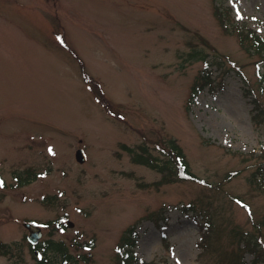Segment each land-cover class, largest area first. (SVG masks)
Returning a JSON list of instances; mask_svg holds the SVG:
<instances>
[{
  "label": "rangeland",
  "instance_id": "374dc122",
  "mask_svg": "<svg viewBox=\"0 0 264 264\" xmlns=\"http://www.w3.org/2000/svg\"><path fill=\"white\" fill-rule=\"evenodd\" d=\"M245 27L264 36V0H0V264H39L28 220L63 223L38 241L78 264H117L120 246L139 264H248L264 61ZM172 142L210 185L135 162Z\"/></svg>",
  "mask_w": 264,
  "mask_h": 264
},
{
  "label": "trees",
  "instance_id": "16d2710c",
  "mask_svg": "<svg viewBox=\"0 0 264 264\" xmlns=\"http://www.w3.org/2000/svg\"><path fill=\"white\" fill-rule=\"evenodd\" d=\"M239 34L241 36L242 41L248 42L250 47L249 50L252 53H256L259 57V59L264 61V36L258 35L254 30L251 28L245 27L244 29L239 28ZM65 45V44H64ZM239 69L235 67V70ZM238 76L240 77L241 80H245V75L244 73H238ZM256 77H257V91H263L264 90V71H260V68L258 67L257 72H256ZM85 82L87 83L88 87L93 91V87L91 82H93L92 77H88L85 79ZM96 81V80H95ZM94 81V82H95ZM97 83V81H96ZM246 88H248L249 93H251V96L254 97L256 90L251 86L247 81H246ZM254 100V99H253ZM255 101V100H254ZM258 101V100H257ZM104 103V102H103ZM254 111H253V117H257L261 114H264V104L261 102H255L254 103ZM263 116V115H262ZM262 119L264 118L261 117ZM264 120V119H263ZM142 152H144V155L147 153L143 148H140ZM139 152V153H142ZM261 155H264L262 151H260ZM138 153V154H139ZM163 157L158 159V157L147 155V157L143 156H134V160L137 163L147 165L151 168L158 169L159 172H161V179L163 182L170 183L174 181L176 176L181 179H193L197 180L205 185H210L205 179L197 177L195 174H193L187 163L185 162L184 155L179 148L178 145L175 143H171L169 148L167 147L166 149H163L162 151ZM263 162L260 161L258 163V167L255 168V171L253 175L255 176V182H257L262 191H264V173L262 172V169L260 166H262ZM54 221L53 224L50 225L52 228L53 226L56 227L58 225ZM255 226V227H254ZM253 227L255 228V234H252L250 232L244 233L241 238L238 239V241H242V250L247 251L248 253L252 254L253 257L251 259L252 263L258 262L259 260H264V217L261 218L260 220L258 219L253 223ZM47 244L50 245L51 249L53 248L54 251H56L58 254L60 253V256L62 258L63 264H78L76 263L77 260L74 259L73 255L71 252H69L66 247L63 245V243H55L52 241H49ZM46 251H43V257L41 259V263L44 264H56V262L49 261L48 258L46 257ZM40 263V264H41ZM238 264H247L245 261L242 260V256H239Z\"/></svg>",
  "mask_w": 264,
  "mask_h": 264
},
{
  "label": "water",
  "instance_id": "95a60500",
  "mask_svg": "<svg viewBox=\"0 0 264 264\" xmlns=\"http://www.w3.org/2000/svg\"><path fill=\"white\" fill-rule=\"evenodd\" d=\"M77 153H79L81 155V157H79V159H78ZM75 156L78 159V161L82 160L84 158V153H83L82 149H78L76 151ZM25 225L29 228V232H30L28 235V238L31 241H35L40 235L39 228L36 225L30 224V223H25Z\"/></svg>",
  "mask_w": 264,
  "mask_h": 264
},
{
  "label": "snow or ice",
  "instance_id": "6c2138e0",
  "mask_svg": "<svg viewBox=\"0 0 264 264\" xmlns=\"http://www.w3.org/2000/svg\"><path fill=\"white\" fill-rule=\"evenodd\" d=\"M240 203H241V204H243V202H242V201H241ZM243 206H244L245 208H247V207H248L246 204H244Z\"/></svg>",
  "mask_w": 264,
  "mask_h": 264
}]
</instances>
